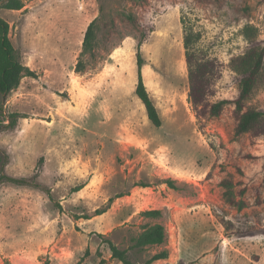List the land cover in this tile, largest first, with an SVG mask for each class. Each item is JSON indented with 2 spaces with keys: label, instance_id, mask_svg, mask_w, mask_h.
<instances>
[{
  "label": "rangeland",
  "instance_id": "374dc122",
  "mask_svg": "<svg viewBox=\"0 0 264 264\" xmlns=\"http://www.w3.org/2000/svg\"><path fill=\"white\" fill-rule=\"evenodd\" d=\"M22 1L11 10L0 0L34 71L0 96L2 173L22 179L0 184V264H121L105 240L128 247L153 223L167 241L130 249L137 264L162 249L160 264H264V135L236 136L231 103L197 118L183 47L184 26L200 33L220 63L211 98L233 99L229 60L248 41L264 46V0ZM92 20L94 48L82 54ZM139 41L160 126L134 92ZM246 107L264 110V86ZM226 181L241 210L225 200ZM150 209L160 213L141 214Z\"/></svg>",
  "mask_w": 264,
  "mask_h": 264
},
{
  "label": "trees",
  "instance_id": "16d2710c",
  "mask_svg": "<svg viewBox=\"0 0 264 264\" xmlns=\"http://www.w3.org/2000/svg\"><path fill=\"white\" fill-rule=\"evenodd\" d=\"M1 6L5 9L18 10L22 8V0H2ZM95 21L92 20L85 32L82 41V54L90 52L95 44ZM200 33L194 31L189 26L183 28V47L184 56L187 65L189 90L188 99L198 119L210 120L218 116L226 104H233V112L236 123L234 134L236 136L244 133H254L255 135H264V110L246 107L247 101L258 91L260 86H264V46L258 45L253 41H248L246 49L229 60L230 69L238 76L237 94L233 99L216 98L214 95V82L220 76V63L214 57H210L202 52L198 43ZM142 42L139 41L136 46V75L135 95L142 102L148 120L154 126H160L161 119L157 109L150 98L142 77L143 59L140 52ZM83 68L82 61L76 63V70ZM28 66L20 61V56L13 46L9 36V23L0 16V96H6L12 89L16 88L23 76L33 75ZM16 113H9V126L13 127L16 122ZM4 125L0 124V128ZM3 158V159H2ZM0 156V184L4 181L22 183V179H17L2 173V167L5 157ZM226 189L224 191L225 200L234 205L238 210L244 208L245 203L242 199L236 200V194L233 192L232 183L224 182ZM264 189V179L262 180ZM243 190V189H242ZM240 191L239 193H242ZM160 213L158 209L144 210L141 214L145 217L156 216ZM110 250V257L118 260L121 264H137L128 254L132 248L137 250L146 247L158 246L166 243L167 232L163 224L153 223L144 224L141 231L132 238V244L125 248H120L111 240H105ZM168 257V251L162 249L153 253L145 264L164 259ZM100 261L98 264H101Z\"/></svg>",
  "mask_w": 264,
  "mask_h": 264
},
{
  "label": "crops",
  "instance_id": "0c3cea01",
  "mask_svg": "<svg viewBox=\"0 0 264 264\" xmlns=\"http://www.w3.org/2000/svg\"><path fill=\"white\" fill-rule=\"evenodd\" d=\"M161 260H163L164 262H167V258H164V259L155 260V263H153V264H160ZM150 264H152V263H150Z\"/></svg>",
  "mask_w": 264,
  "mask_h": 264
}]
</instances>
